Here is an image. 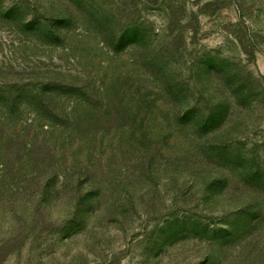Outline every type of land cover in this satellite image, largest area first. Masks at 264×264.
I'll return each instance as SVG.
<instances>
[{
	"label": "rangeland",
	"instance_id": "1",
	"mask_svg": "<svg viewBox=\"0 0 264 264\" xmlns=\"http://www.w3.org/2000/svg\"><path fill=\"white\" fill-rule=\"evenodd\" d=\"M0 264H264V0H0Z\"/></svg>",
	"mask_w": 264,
	"mask_h": 264
}]
</instances>
